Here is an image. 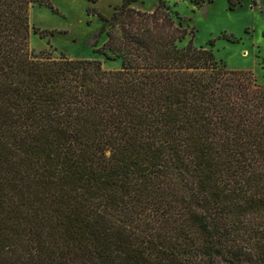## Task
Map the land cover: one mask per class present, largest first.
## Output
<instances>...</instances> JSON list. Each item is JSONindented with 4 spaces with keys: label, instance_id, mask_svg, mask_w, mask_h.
<instances>
[{
    "label": "trees",
    "instance_id": "obj_1",
    "mask_svg": "<svg viewBox=\"0 0 264 264\" xmlns=\"http://www.w3.org/2000/svg\"><path fill=\"white\" fill-rule=\"evenodd\" d=\"M138 1L88 9L106 70L31 50L52 0H0V264H264V86Z\"/></svg>",
    "mask_w": 264,
    "mask_h": 264
},
{
    "label": "rangeland",
    "instance_id": "obj_2",
    "mask_svg": "<svg viewBox=\"0 0 264 264\" xmlns=\"http://www.w3.org/2000/svg\"><path fill=\"white\" fill-rule=\"evenodd\" d=\"M236 10L229 9V0H166L173 11L179 13L184 27L194 32V45L210 49L209 41L215 40L213 51L216 59L230 70L252 71L264 86V0H240ZM123 0H52L53 9L34 6L30 11L32 26L41 31L56 32L41 38L32 34L30 48L35 53L46 52L58 58L64 54L73 60H101L106 70H118L120 61L107 60L95 53L94 44L102 47L107 41L99 35L104 23L98 16L88 14L89 8L112 17ZM256 3V7H255ZM159 0H139L132 7L152 13ZM191 36L181 44L185 46ZM230 39L236 40L231 42Z\"/></svg>",
    "mask_w": 264,
    "mask_h": 264
}]
</instances>
